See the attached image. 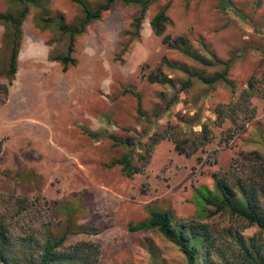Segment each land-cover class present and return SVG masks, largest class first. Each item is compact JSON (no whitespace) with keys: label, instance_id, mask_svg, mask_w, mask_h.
<instances>
[{"label":"rangeland","instance_id":"374dc122","mask_svg":"<svg viewBox=\"0 0 264 264\" xmlns=\"http://www.w3.org/2000/svg\"><path fill=\"white\" fill-rule=\"evenodd\" d=\"M48 1L66 20L81 12L72 0ZM168 2L171 20L163 35H185L199 50L202 39L218 56L231 59L229 75L238 93L252 75L264 71V0H233L236 9L222 6L221 0H156L146 11L138 37L130 40V22L139 8L114 3L75 36L72 53L77 63L67 69L50 58V53L66 51L67 36L56 26L37 28L33 17L38 9L31 7L22 22L12 80L4 73L10 48L0 23V216L6 213L12 234L42 222L63 231L67 223L73 228L78 221L101 232L70 233L64 245H96L97 264L185 263L180 250L158 231H132L128 223L142 220L154 206L170 209L182 220H197L193 190L200 183L212 186L214 172L228 170L241 153L257 148L245 137L254 123L264 124V107L263 100L254 97L250 120L241 119L237 125L212 122L214 139L191 156L176 151L170 139L151 152L145 149L152 133L184 127L183 120L195 107L202 117L213 119L214 104L228 101L232 94L219 82L204 95L206 85L197 84L180 102L154 115L153 107L162 104L158 93L173 88L150 81V72L163 58L193 64L162 44V36L151 29L149 20ZM7 7L8 1L0 0V10ZM127 86L140 91L144 115L137 112L135 96L124 92ZM87 129L130 137L138 163H143L141 155L150 153L147 164L131 176L122 174L118 165L108 164L123 154L124 146L115 145L109 136L94 140ZM24 202L27 208L16 214ZM66 203L74 205L71 212ZM208 220L219 228L231 223L220 215Z\"/></svg>","mask_w":264,"mask_h":264},{"label":"trees","instance_id":"16d2710c","mask_svg":"<svg viewBox=\"0 0 264 264\" xmlns=\"http://www.w3.org/2000/svg\"><path fill=\"white\" fill-rule=\"evenodd\" d=\"M7 1L8 7L0 10V23L4 25L3 38L10 48L6 56L8 59L4 73L12 80L18 68L22 22L31 7L38 9L33 17L37 28L46 30L56 26V29L67 36L66 51L50 53L51 59L60 60L64 69H67L70 64L77 63V58L72 53L75 36L84 31L91 22L99 19L114 3L122 1L137 5L139 8L130 22L131 30L128 33L130 40L138 37L146 11L156 0H72L79 6L81 12L70 20L65 19L63 11L50 7L48 0ZM221 2L222 6L237 8L233 0ZM169 5L170 2L166 3L154 13L149 20L151 29L156 36H162V44L179 51L193 64L163 58L158 68L150 72L148 75L150 81L173 88L171 93L168 91L158 93L162 104L153 107L154 115L157 116L163 109L180 102L181 95H187L197 84L206 85L202 90L204 95H208L210 87L219 82L225 83L232 93L228 101L214 104L213 119L209 116L202 117L199 107H195V112L188 114L183 120L184 127L178 126L180 129L175 131L164 128L152 133L147 145L145 144V149L151 152L156 144L170 139L175 144L176 151L191 156L214 139L212 122L221 125L226 120L237 125L241 119L250 120L255 113V108L251 104L254 97L261 98L264 107V71L259 76L252 75L247 80V86L238 93L237 83L229 75L231 59L224 60L218 56L202 39H200L202 50H199L185 35H163L171 20L168 14ZM210 67L218 69L209 71ZM164 69L176 73L171 75ZM1 87L4 88L3 94H6L7 86L3 84ZM124 92L135 96L137 112L144 115L146 112L141 107L140 91L127 86ZM196 100L197 96L193 106ZM196 125H200V128H195ZM244 128L245 126L242 127ZM86 131L94 140L109 136L115 145L124 146L123 154L108 164L118 165L122 174L131 176L147 164L150 153L141 155L139 159H142L143 163H138L134 159L137 152L133 149L134 143L130 137L120 138L115 134L90 129ZM245 138L248 144L257 148L241 153L228 170L214 172L212 186L200 183L193 190L197 220H182L172 210L154 206L150 207L149 214L142 220L130 221L128 228L132 231H158L180 250L184 264H264V124L261 121L254 123L251 132L247 133ZM66 206L68 212L73 210V204L66 203ZM25 208L27 205L24 202L19 205L16 214H21ZM5 214L0 216V264H97L96 245L77 241L66 246L64 241L70 233L98 234L101 229L77 221L73 228L67 223L63 231H57L59 229H55L53 225L42 222L34 228H24L19 234H12ZM217 215L227 217L231 223L220 228L214 226L208 218ZM70 217L71 215L67 214L69 221ZM252 227L253 229L248 232L247 229ZM150 253L154 255L155 252L150 250Z\"/></svg>","mask_w":264,"mask_h":264}]
</instances>
